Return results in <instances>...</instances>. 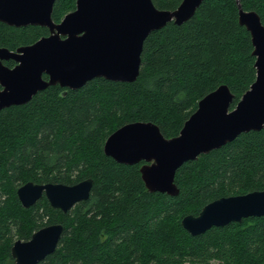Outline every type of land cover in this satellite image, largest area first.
I'll use <instances>...</instances> for the list:
<instances>
[{"label": "trees", "instance_id": "1", "mask_svg": "<svg viewBox=\"0 0 264 264\" xmlns=\"http://www.w3.org/2000/svg\"><path fill=\"white\" fill-rule=\"evenodd\" d=\"M152 1L167 10L181 2ZM75 4L55 0L53 21ZM237 5L203 0L185 22L150 32L132 82L97 77L75 90L50 85L23 104L0 109V264H14L15 240L53 223L62 224L61 237L37 264H264V215L198 235L181 225L183 216L197 215L214 199L264 189V126L183 163L174 177L175 196L148 192L141 163H118L103 152L106 137L132 121H151L165 137L177 135L198 101L221 84L233 94L230 107L236 105L256 76ZM240 5L256 11L264 25V0ZM48 34L44 26L0 21V47L9 50ZM89 177L88 199L67 212L44 196L25 208L16 195L27 181L72 184Z\"/></svg>", "mask_w": 264, "mask_h": 264}, {"label": "water", "instance_id": "2", "mask_svg": "<svg viewBox=\"0 0 264 264\" xmlns=\"http://www.w3.org/2000/svg\"><path fill=\"white\" fill-rule=\"evenodd\" d=\"M202 1L181 0L175 9L167 10L157 8L152 0H76L75 9L54 22L55 0H0L1 22L49 30L48 35L16 50L0 47V109L23 104L50 85L75 90L97 77L134 81L147 35L167 22H185ZM236 1L238 23L250 34L256 68L255 80L236 105L230 107L233 94L221 84L198 101L175 136L165 137L151 121H132L104 141V154L116 162L141 163L138 170L148 192L177 195L174 177L183 163L264 126V25L256 11L244 10ZM9 59L15 61L13 67L3 63ZM92 185L90 177L73 184L27 181L16 195L25 208L44 196L53 208L67 212L88 199ZM263 215L264 189L214 199L197 215L183 216L181 225L198 235L212 226ZM62 230L61 223H53L34 231L28 240H15L10 248L14 264L43 260L55 250Z\"/></svg>", "mask_w": 264, "mask_h": 264}, {"label": "flooded vegetation", "instance_id": "3", "mask_svg": "<svg viewBox=\"0 0 264 264\" xmlns=\"http://www.w3.org/2000/svg\"><path fill=\"white\" fill-rule=\"evenodd\" d=\"M7 61H13L12 59H9V60H4L3 63L5 64V62ZM6 65V64H5ZM15 65V61H13V65L12 66H9V67H13ZM8 66V65H7ZM47 79V78H46ZM1 88V87H0Z\"/></svg>", "mask_w": 264, "mask_h": 264}, {"label": "bare ground", "instance_id": "4", "mask_svg": "<svg viewBox=\"0 0 264 264\" xmlns=\"http://www.w3.org/2000/svg\"><path fill=\"white\" fill-rule=\"evenodd\" d=\"M73 184V183H72Z\"/></svg>", "mask_w": 264, "mask_h": 264}]
</instances>
